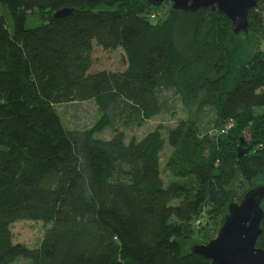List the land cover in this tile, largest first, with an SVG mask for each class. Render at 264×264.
<instances>
[{"label":"trees","instance_id":"trees-1","mask_svg":"<svg viewBox=\"0 0 264 264\" xmlns=\"http://www.w3.org/2000/svg\"><path fill=\"white\" fill-rule=\"evenodd\" d=\"M256 1L249 29L264 31ZM0 4L13 25L0 11V264H211L188 244L192 223L203 234L209 212L218 230L228 205L264 184V50L241 61L246 43L234 38L249 30L232 33L211 7L156 16L163 3L147 0ZM60 9L70 12L54 17ZM35 12L42 23L29 28ZM94 45L121 48L126 67L94 69ZM201 95L217 136L181 120L166 138L155 129L127 140L123 127L169 112L170 98L193 105ZM85 101L97 121L65 127L56 106ZM17 220L50 225L38 247L13 242ZM260 227L264 249V216Z\"/></svg>","mask_w":264,"mask_h":264},{"label":"rangeland","instance_id":"rangeland-1","mask_svg":"<svg viewBox=\"0 0 264 264\" xmlns=\"http://www.w3.org/2000/svg\"><path fill=\"white\" fill-rule=\"evenodd\" d=\"M172 6V3L165 1L161 9L157 10L156 16L164 17L165 13ZM101 8H104L102 6ZM99 9V8H98ZM0 11L6 17L8 28L12 31L13 25L9 10L3 4H0ZM42 23L41 15L38 12L26 15L25 25L27 27H35ZM238 38L240 43L245 41V48L241 50V61L246 60L254 52L260 49L264 50V31L249 29V38ZM237 40L230 43H236ZM231 49V48H230ZM94 69H109V70H123L126 67L125 55L121 48L114 50H105L98 45H94L93 49ZM171 99V110L167 113L159 114L150 120L144 122L142 125H132L123 127L126 138L131 137L141 138L146 132L150 130L159 129L163 137H167L168 130L178 124L179 121H191L196 124L201 135H208L210 137L217 136L218 126L215 124V109L213 106L204 105L203 97L192 105V103L184 102L179 97ZM56 110L61 116L62 122L67 128H90L99 118V112L96 104L93 101L64 103L56 106ZM112 132L104 130L96 135L98 138H109ZM171 149L166 145L161 155L162 177L165 182L169 180L168 172L164 168L165 160L169 156ZM178 180L179 178H175ZM263 179V178H262ZM261 179V180H262ZM264 183V179L261 181ZM261 182L258 183L262 184ZM264 185V184H263ZM262 186V185H261ZM211 213H205L203 216L204 222H207V229L204 233L198 232V225L192 223L193 231L190 234L188 244H202L205 243V238L216 236L217 223L211 219ZM50 225H45L42 221L33 220H17L11 225L13 233V242L23 244L29 248L38 247L41 243L46 229ZM214 236V237H215ZM212 239V238H211ZM11 264H31V261L22 256L18 257Z\"/></svg>","mask_w":264,"mask_h":264},{"label":"water","instance_id":"water-1","mask_svg":"<svg viewBox=\"0 0 264 264\" xmlns=\"http://www.w3.org/2000/svg\"><path fill=\"white\" fill-rule=\"evenodd\" d=\"M165 1L171 2L173 9H217L230 19L231 31L237 35L248 34V12L257 4L256 0H147V3L161 5ZM69 12V9H60L53 16L62 17ZM263 199L264 185H260L247 191L239 203H230L216 236L206 243L194 244L192 252L210 260L211 264H264V249L256 246L262 233Z\"/></svg>","mask_w":264,"mask_h":264},{"label":"built area","instance_id":"built-area-1","mask_svg":"<svg viewBox=\"0 0 264 264\" xmlns=\"http://www.w3.org/2000/svg\"><path fill=\"white\" fill-rule=\"evenodd\" d=\"M153 16H154V15H152V17H153ZM230 126H231V125L229 124L228 127H227V126L224 127V128L221 130V133L225 132V130L228 129ZM200 224H201V220H200V219H197V220L195 221V225H200Z\"/></svg>","mask_w":264,"mask_h":264}]
</instances>
